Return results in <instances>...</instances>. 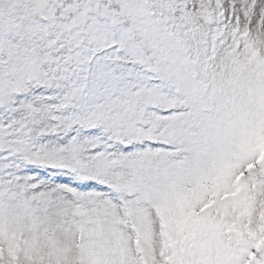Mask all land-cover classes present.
Instances as JSON below:
<instances>
[{"label": "snow or ice", "instance_id": "6c2138e0", "mask_svg": "<svg viewBox=\"0 0 264 264\" xmlns=\"http://www.w3.org/2000/svg\"><path fill=\"white\" fill-rule=\"evenodd\" d=\"M0 264H264V0H0Z\"/></svg>", "mask_w": 264, "mask_h": 264}]
</instances>
